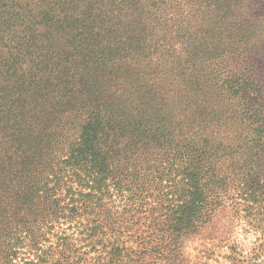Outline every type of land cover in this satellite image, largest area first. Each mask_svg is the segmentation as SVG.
Returning a JSON list of instances; mask_svg holds the SVG:
<instances>
[{"label": "trees", "instance_id": "16d2710c", "mask_svg": "<svg viewBox=\"0 0 264 264\" xmlns=\"http://www.w3.org/2000/svg\"><path fill=\"white\" fill-rule=\"evenodd\" d=\"M237 225L264 264V0H0V264H210Z\"/></svg>", "mask_w": 264, "mask_h": 264}, {"label": "rangeland", "instance_id": "374dc122", "mask_svg": "<svg viewBox=\"0 0 264 264\" xmlns=\"http://www.w3.org/2000/svg\"><path fill=\"white\" fill-rule=\"evenodd\" d=\"M256 235L252 232L242 230L241 225H237V228L231 233L227 234V240L223 242L219 249L214 251V255L209 259L210 264H229V262L225 259V254L228 253V245L230 246V239L234 240V242L242 248L243 251H249L250 248L253 247ZM205 250V249H203ZM202 261L204 257L202 255ZM264 263V256L261 258ZM208 262V261H207Z\"/></svg>", "mask_w": 264, "mask_h": 264}]
</instances>
